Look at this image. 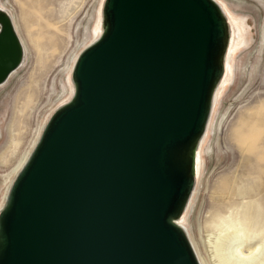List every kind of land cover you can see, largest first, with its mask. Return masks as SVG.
I'll return each instance as SVG.
<instances>
[{"label": "water", "instance_id": "1", "mask_svg": "<svg viewBox=\"0 0 264 264\" xmlns=\"http://www.w3.org/2000/svg\"><path fill=\"white\" fill-rule=\"evenodd\" d=\"M73 94L48 118L0 209V264H198L175 223L223 72L213 0H104ZM0 85L23 56L0 11Z\"/></svg>", "mask_w": 264, "mask_h": 264}, {"label": "rangeland", "instance_id": "2", "mask_svg": "<svg viewBox=\"0 0 264 264\" xmlns=\"http://www.w3.org/2000/svg\"><path fill=\"white\" fill-rule=\"evenodd\" d=\"M103 1L0 0L26 48L23 65L0 85V198L45 117L66 98L68 73ZM223 2L244 22V42L234 53L231 80L219 98L187 218L206 264H216L207 238L217 234L214 216H247L264 228V0ZM227 233L229 244L232 230Z\"/></svg>", "mask_w": 264, "mask_h": 264}, {"label": "bare ground", "instance_id": "3", "mask_svg": "<svg viewBox=\"0 0 264 264\" xmlns=\"http://www.w3.org/2000/svg\"><path fill=\"white\" fill-rule=\"evenodd\" d=\"M220 8L223 16L225 17L226 23H227V28H228V36H227V43H226V49L223 55V72L222 75L217 82L214 92H213V97L211 101V109H210V114L209 118L205 127V130L203 132V135L201 138L197 141L196 146H195V151H194V161H193V174H194V187L191 192V195L185 205V208L183 209L181 215L178 217L177 220H175V223L184 231L193 251L195 254V257L198 261V264H206L204 259H201L199 256L195 243L193 242V239L191 237V234L189 233L188 230V223H187V218L190 214L191 208L193 206L194 202V195H195V187L197 183V177L199 174V166L201 163L202 159V154L205 151L206 148V141L207 137L209 135V132L211 131L212 127V122H213V117L215 115L217 105L219 102V98L226 87V85L229 83L231 80V75H232V61H233V56L236 50L240 48V46L243 44V32H244V22L242 21L241 18H237L234 16L231 11L227 8L223 0H213ZM102 5V4H101ZM99 6L94 25L91 29V34L89 40L83 45L81 50L88 46L90 43L95 41L99 35L102 32V16H101V7ZM236 8V7H235ZM0 11L6 12V14L9 16L12 26L17 34V37L21 43L22 50H23V56H22V61L17 69H19L24 62L25 59V44L23 43L22 39L20 38L17 27L15 25L14 17L11 14V12L3 5L0 4ZM80 50V51H81ZM79 51V52H80ZM79 54V53H78ZM77 54V55H78ZM77 57V56H76ZM75 57V59H76ZM75 61V60H74ZM16 70L12 71L9 76V78L15 73ZM72 69V66H71ZM71 72V71H70ZM6 79V81H7ZM67 96L66 98L60 103L55 110L68 102L73 94V83L70 77V73H68L67 76ZM54 112V111H53ZM52 110L51 112L45 117L44 122L41 124L37 131V135L35 140L33 141V146L35 145L44 125L46 124L48 118L50 115L53 113ZM31 150L25 153V155L22 157L21 160H19L14 168L12 169L11 172L13 174L11 177L8 179L3 193L0 198V209L3 207L6 195L8 192V189L18 173V171L21 169L23 164L25 163L29 153ZM250 215V214H249ZM211 226L214 228V231H217V234L214 232L208 233V243L209 246L211 247V253L212 256L215 259L216 264H264V228L258 227V225L255 223V221L247 216H242L239 217L237 215H216L212 218L211 221ZM232 230V238L231 242L227 244V239L229 236L227 233V230ZM259 232H263V235H259ZM258 236L259 239L257 243L254 245H248L247 242L250 241L251 238ZM229 241V240H228ZM207 243V244H208ZM211 257V256H210ZM214 263V262H213Z\"/></svg>", "mask_w": 264, "mask_h": 264}, {"label": "snow or ice", "instance_id": "4", "mask_svg": "<svg viewBox=\"0 0 264 264\" xmlns=\"http://www.w3.org/2000/svg\"><path fill=\"white\" fill-rule=\"evenodd\" d=\"M2 42H3V37L0 36V46H2Z\"/></svg>", "mask_w": 264, "mask_h": 264}]
</instances>
